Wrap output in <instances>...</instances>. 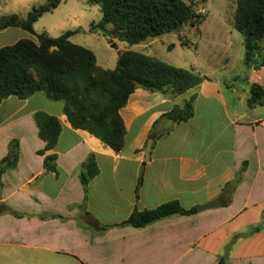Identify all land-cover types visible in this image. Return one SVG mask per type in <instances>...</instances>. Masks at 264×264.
Masks as SVG:
<instances>
[{
    "label": "crops",
    "instance_id": "crops-1",
    "mask_svg": "<svg viewBox=\"0 0 264 264\" xmlns=\"http://www.w3.org/2000/svg\"><path fill=\"white\" fill-rule=\"evenodd\" d=\"M9 34L14 42L1 41L0 49L32 39L20 28L0 32L4 40ZM228 36L230 57L222 68L194 70L207 78L199 87L174 99L143 89L130 96L120 112L127 135L119 154L90 133L74 129L63 103L50 101L42 92L26 100H4L0 205L19 216L0 213V264H218L235 234L260 223L264 105L250 108L249 100L253 84L264 89V68L245 71L244 38L233 26ZM192 99V119L177 123L164 118ZM37 113L57 117L62 124L57 146L45 156L40 155L46 143L39 137ZM151 139V158L145 162ZM13 141L19 142V159L10 168L6 159ZM48 155L57 156V172L45 168ZM90 155L96 157L99 174L86 194L80 168ZM229 183H236V190L225 207L221 194ZM85 200L89 216L82 209ZM218 200L222 206L217 209L139 229L116 227L136 210L175 201L190 210ZM96 224L112 228L100 234ZM227 264H264V231L239 241Z\"/></svg>",
    "mask_w": 264,
    "mask_h": 264
},
{
    "label": "trees",
    "instance_id": "trees-1",
    "mask_svg": "<svg viewBox=\"0 0 264 264\" xmlns=\"http://www.w3.org/2000/svg\"><path fill=\"white\" fill-rule=\"evenodd\" d=\"M47 6L34 9L26 20L14 15L0 22V32L20 28L35 39L20 40L12 46L0 49V104L10 98L26 100L42 92L53 102L63 103V112L76 130H83L112 148L117 154L126 146V128L121 110L130 96L138 89L161 93L174 99L199 87L206 77L196 71L181 69L144 54L127 51L119 54L115 70H104L97 65L96 56L86 48L75 45L67 32L59 38L46 34L36 35L33 29L38 19L60 5V0H48ZM90 5H99L103 14L100 23L90 28L91 33L105 37L114 36L121 42L139 45L151 39L179 32L183 26H200L205 17L196 15L190 0H86ZM233 28L244 38L245 71L264 68V0H237ZM109 27H112L109 30ZM246 79V77H244ZM264 105V89L253 84L249 107ZM194 116V100L184 107H175L164 116L177 123L187 122ZM35 120L39 137L46 143L40 155L54 150L62 133V124L57 117L37 113ZM154 126L151 137L155 138ZM19 159V142L10 144L6 159L9 167H16ZM56 155L45 158V168L57 172ZM3 169L0 170V173ZM99 174L95 155H90L80 168V179L87 194L88 185ZM143 184V171L137 185V197ZM236 190V183L223 189V206H229ZM82 206L84 215L89 216ZM197 208L185 210L178 202H169L153 210L135 211L128 220L116 227L144 228L159 221L177 216L196 214ZM0 213L19 216L4 205ZM112 228L96 224L94 230L102 234ZM264 231L262 220L235 234L224 248L218 264H227L236 244Z\"/></svg>",
    "mask_w": 264,
    "mask_h": 264
},
{
    "label": "rangeland",
    "instance_id": "rangeland-1",
    "mask_svg": "<svg viewBox=\"0 0 264 264\" xmlns=\"http://www.w3.org/2000/svg\"><path fill=\"white\" fill-rule=\"evenodd\" d=\"M60 1L56 9L45 12L34 24L35 34L59 38L67 32L80 30L71 37V42L92 51L98 67L104 70H115L119 54L127 51L144 53L185 70H216L222 68L230 57L231 40L228 33L233 25L237 0H190L196 15L206 18L200 26L189 23L177 34H167L150 40L152 44H148L149 41L141 45L121 42L113 35L93 36L91 26L100 23L103 18L99 5H90L86 0ZM48 4V0H0V22L14 15L26 20L34 9ZM28 34L35 39L32 34ZM14 40L13 34H9L5 40L0 36V42L7 44ZM179 42L186 46L179 45Z\"/></svg>",
    "mask_w": 264,
    "mask_h": 264
},
{
    "label": "water",
    "instance_id": "water-1",
    "mask_svg": "<svg viewBox=\"0 0 264 264\" xmlns=\"http://www.w3.org/2000/svg\"><path fill=\"white\" fill-rule=\"evenodd\" d=\"M154 141L151 139L148 141L147 147L145 149V162H149L150 158H151V152H152V147H153ZM222 206L221 201H214L212 203H209L207 205H203L198 207V211L199 212H204L207 210H213V209H217L220 208Z\"/></svg>",
    "mask_w": 264,
    "mask_h": 264
}]
</instances>
